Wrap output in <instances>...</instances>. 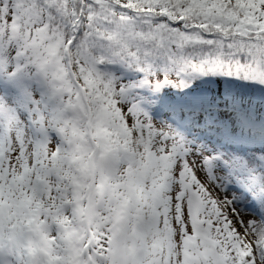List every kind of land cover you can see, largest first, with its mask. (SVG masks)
<instances>
[{"label":"snow or ice","instance_id":"snow-or-ice-1","mask_svg":"<svg viewBox=\"0 0 264 264\" xmlns=\"http://www.w3.org/2000/svg\"><path fill=\"white\" fill-rule=\"evenodd\" d=\"M0 264H264V0H0Z\"/></svg>","mask_w":264,"mask_h":264}]
</instances>
